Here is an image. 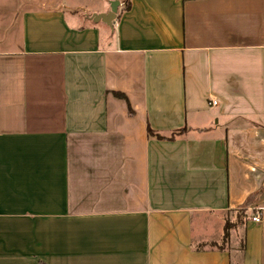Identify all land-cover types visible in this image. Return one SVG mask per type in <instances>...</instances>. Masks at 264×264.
Segmentation results:
<instances>
[{
  "label": "crops",
  "instance_id": "0c3cea01",
  "mask_svg": "<svg viewBox=\"0 0 264 264\" xmlns=\"http://www.w3.org/2000/svg\"><path fill=\"white\" fill-rule=\"evenodd\" d=\"M98 3L0 0V264H264V0Z\"/></svg>",
  "mask_w": 264,
  "mask_h": 264
},
{
  "label": "water",
  "instance_id": "95a60500",
  "mask_svg": "<svg viewBox=\"0 0 264 264\" xmlns=\"http://www.w3.org/2000/svg\"><path fill=\"white\" fill-rule=\"evenodd\" d=\"M119 5H120V0H113L111 2V8H110V10L108 12L95 13V14H93L91 16V19L94 22L103 21L106 24L112 26L113 25V20L117 16V12H118Z\"/></svg>",
  "mask_w": 264,
  "mask_h": 264
},
{
  "label": "rangeland",
  "instance_id": "374dc122",
  "mask_svg": "<svg viewBox=\"0 0 264 264\" xmlns=\"http://www.w3.org/2000/svg\"><path fill=\"white\" fill-rule=\"evenodd\" d=\"M85 1H88L91 5L93 4V5H99V3H98V1H100V3L102 4V3H104V4H107L108 6H110V8H111V2L113 1V0H85ZM91 1V2H90ZM95 3V4H94ZM125 4V3H124ZM85 6H87L86 4H85ZM124 6V5H123ZM92 7H94V6H92ZM92 8H89V9H79V12H81L82 14H85L86 16H88L89 17V20L91 19V16L93 15V14H95L96 12H93V10H91ZM69 16H71V13H70V11H69ZM92 20V19H91ZM94 22V21H93ZM100 24L102 25V26H105L104 24V22H100Z\"/></svg>",
  "mask_w": 264,
  "mask_h": 264
},
{
  "label": "built area",
  "instance_id": "2783aa9c",
  "mask_svg": "<svg viewBox=\"0 0 264 264\" xmlns=\"http://www.w3.org/2000/svg\"><path fill=\"white\" fill-rule=\"evenodd\" d=\"M212 104H217V102L216 101H212ZM254 222H260L261 221V214H260V212H256L253 216H252V218H251Z\"/></svg>",
  "mask_w": 264,
  "mask_h": 264
},
{
  "label": "trees",
  "instance_id": "16d2710c",
  "mask_svg": "<svg viewBox=\"0 0 264 264\" xmlns=\"http://www.w3.org/2000/svg\"><path fill=\"white\" fill-rule=\"evenodd\" d=\"M129 0H127V7H129ZM118 94V93H117ZM118 95H121V96H123L122 94H118ZM149 133L150 134H153V131L151 130V129H149ZM230 227H231V225H230V223L229 224H227V226H226V232H225V234H224V238L226 239L227 238V236H228V233H229V230H230Z\"/></svg>",
  "mask_w": 264,
  "mask_h": 264
}]
</instances>
